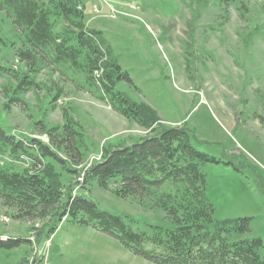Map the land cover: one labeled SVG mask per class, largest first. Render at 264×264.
<instances>
[{
	"label": "rangeland",
	"instance_id": "374dc122",
	"mask_svg": "<svg viewBox=\"0 0 264 264\" xmlns=\"http://www.w3.org/2000/svg\"><path fill=\"white\" fill-rule=\"evenodd\" d=\"M85 4L87 29L101 32L104 49L111 51L107 58L130 80L118 79V88L152 106L161 119L159 125L185 127L192 145L216 158L217 162L200 163L215 218H248V236L264 242V0H86ZM4 16L0 11V36H11ZM18 47L0 45V63L11 68L0 76V124L19 138L42 141L64 160L55 165L67 193L83 194L100 209L142 225L170 226L161 209L121 198L96 183L89 190L80 184L81 174L102 159L105 148L131 144L150 130L100 99L80 69L49 61L36 74L37 84L17 100L15 89L28 71L17 56ZM69 118L83 135L81 164L74 162L71 149H65L76 144L73 138L64 141L58 134L51 138L43 133L52 127L61 132ZM0 162L20 171L38 169L29 157L13 160L0 155ZM67 167L76 172H67ZM46 222L30 220L0 200L1 239L28 240L0 248V264H41L42 258L45 264H155L116 235L64 219L47 236Z\"/></svg>",
	"mask_w": 264,
	"mask_h": 264
},
{
	"label": "trees",
	"instance_id": "16d2710c",
	"mask_svg": "<svg viewBox=\"0 0 264 264\" xmlns=\"http://www.w3.org/2000/svg\"><path fill=\"white\" fill-rule=\"evenodd\" d=\"M85 3L86 0H0V11L12 29L11 36H0V45L19 44L17 56L28 70L15 89L16 98L20 100L22 93L37 84L36 74L45 61L80 69L86 83L99 91L100 99L150 130L149 135L131 144L105 148L102 159L81 174L80 184L89 190L88 186L96 183L121 198L161 209L171 221L170 226L142 225L132 217L100 209L83 194L67 193L62 173L55 165L64 160L42 141L19 138L2 124L0 155L13 160L29 157L38 169L20 171L0 162V200L30 220L47 221V236L53 235L67 217L73 223L116 235L127 248L155 264H264V242L248 236V218H215L200 163L217 162L216 158L198 151L185 127L159 125L161 119L152 106L118 88V79H128V75L107 58L111 51L104 49L101 32L87 29ZM62 23L64 26L58 30ZM9 71L10 67L0 63V76ZM56 100L55 96L51 102ZM43 133L51 138L58 134L64 141L73 138L76 144L65 149H71L74 162L81 164L78 157L85 155L81 150L83 135L71 118L66 119L61 132L59 127H52ZM66 170L76 172L70 167ZM21 241L28 240L0 237V248H11Z\"/></svg>",
	"mask_w": 264,
	"mask_h": 264
},
{
	"label": "built area",
	"instance_id": "2783aa9c",
	"mask_svg": "<svg viewBox=\"0 0 264 264\" xmlns=\"http://www.w3.org/2000/svg\"><path fill=\"white\" fill-rule=\"evenodd\" d=\"M80 181L82 182L83 181V178H80ZM39 264V263H38ZM41 264H45V263H43V258H42V260H41Z\"/></svg>",
	"mask_w": 264,
	"mask_h": 264
}]
</instances>
